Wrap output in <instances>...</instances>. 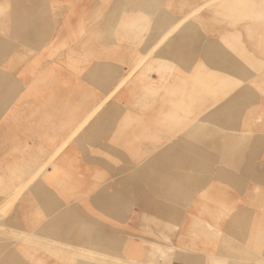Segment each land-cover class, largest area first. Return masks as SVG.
I'll return each mask as SVG.
<instances>
[{
	"label": "crops",
	"instance_id": "0c3cea01",
	"mask_svg": "<svg viewBox=\"0 0 264 264\" xmlns=\"http://www.w3.org/2000/svg\"><path fill=\"white\" fill-rule=\"evenodd\" d=\"M261 1L247 0L250 7ZM166 3L163 0V8ZM1 4L3 12L10 4V22L18 20L13 31L18 40L36 44L29 54L34 65L19 66L18 112L4 111L0 118L3 158L8 152L17 159L14 189L18 184L22 188L0 219V264H118L128 257L147 264L136 259L143 254L141 248L153 258L157 244L165 247L177 236L178 246L190 251L172 264H204L203 242L209 240L217 253L227 250L228 264H253L249 259L256 254L248 256L246 250H258L259 258H264V171L258 169L264 164V152L253 166L258 176L215 182L232 186L224 188L221 200L215 197L220 189L214 192V176L195 177V182L187 178L188 172L195 176L202 169V146L185 142L178 130L171 129L172 121L203 120L201 112L186 116L166 111L164 96L165 88L171 87L167 81L171 69L184 74L178 86L191 75L186 63L193 51L186 41L201 36L187 38L176 28L165 37L170 44L161 48L166 40L161 32L142 43L144 34L131 32L132 27L116 32L113 26L118 22L112 23L116 10L120 15L134 14L130 18L137 20L139 8H154V0L146 5L139 0H2ZM181 16L175 15L164 29ZM188 19L177 25L196 24ZM59 41L61 46L55 44ZM194 45L197 54L202 44ZM145 53V63L116 88ZM198 62L196 57V76L202 72ZM144 104L145 109L140 108ZM203 185L211 186L206 210ZM178 186L183 187L176 191ZM142 212L162 224L144 226ZM202 220L206 227L198 225ZM172 227L178 229L174 235ZM231 250H243L244 255Z\"/></svg>",
	"mask_w": 264,
	"mask_h": 264
},
{
	"label": "rangeland",
	"instance_id": "374dc122",
	"mask_svg": "<svg viewBox=\"0 0 264 264\" xmlns=\"http://www.w3.org/2000/svg\"><path fill=\"white\" fill-rule=\"evenodd\" d=\"M197 1L201 4L195 0H166L167 7L163 8V0H154V8H139L137 20L130 18L132 15L134 17V14L120 15L117 12L121 10H116L114 18L118 16L112 23L118 22V25L113 26L116 32H127V27L128 29L132 27L131 32H137L140 36L144 34L139 41L142 43L146 39H152L153 35L157 36L169 21H173L175 15H183L192 10L196 4L201 5L199 13L192 17L196 24L179 25L178 30L176 29V33H184L187 38L192 36L191 39H193L196 33L201 36L196 41H186L188 50L193 51L192 55L188 52L186 63V67L192 70V73L187 74L188 78H182L184 81L178 86L184 74L172 72L174 69H171L167 74V81L171 82V87L165 88L164 96L167 97L165 99L166 111L170 109L171 113L177 112L182 115L186 114V116L200 112L204 114L203 120L200 121H172L170 122L171 129L178 130L177 134L185 142L195 146L201 145L203 148V152L200 153L201 171L196 172L195 176H193L194 173L188 172L187 178L190 177L189 180L193 178L195 182V177L205 180L206 177L214 176V192L220 189L215 197L223 200L221 196L223 190L232 186L215 184V182H219V178L225 180V177L258 176L259 173L253 166L259 159V155L261 156L264 152V0L251 7L247 0L243 2L229 0L224 7L220 0ZM1 3L2 0H0ZM139 4L146 5L147 0H139ZM9 5L4 12L3 9L0 11V118L4 111L18 112L19 66L20 64L34 65L33 57L29 54H32L31 50H34L36 44L35 41L30 40L19 41V35L13 34V31L18 29L19 23L18 20H15L14 24L13 21L10 22L11 7ZM136 22H138L137 26ZM165 39L162 43L165 44L161 48L170 44V38ZM195 42L197 45L202 44V50L197 51V54L194 51ZM62 43L59 41L55 44L61 46ZM196 57L199 59L197 65H202V72H198L197 76L194 74ZM145 98L146 96L143 97ZM144 107L145 104L140 106V108ZM2 123L0 119V128H2ZM2 140L0 137V175L3 177L0 181V203L3 197H7L12 192L18 179L17 159L14 161L10 158L8 152L3 158ZM212 146L214 149L211 148ZM14 155L17 156L11 153L12 157ZM258 169L264 171V164H258ZM187 171H189V166ZM180 186L175 190L179 191L183 187ZM192 187L194 188L195 185ZM210 189V185H203L204 210L208 208L207 202L211 200L208 196ZM175 204L177 206V202ZM176 211L178 212V208ZM154 219L156 221L152 217L148 220L146 213L142 212L144 226L159 227L162 224L157 218ZM205 224L207 221L202 220L198 225L206 227ZM172 230L174 231L171 235H174L178 229L174 227ZM208 233H212L210 229ZM160 238H164L162 233ZM222 238L220 243L224 244L225 241ZM178 243L180 242L177 236L175 240L172 238L171 241L168 240L165 247L162 243L157 244L153 258L145 254V247L140 249L143 254L140 253L136 257L137 254L135 257L140 262L146 261L147 264H172L173 260H175L173 262L180 261V256L183 255L184 258V253L190 251L188 247L181 249ZM203 243L202 260L204 264L230 263L227 250H219L217 253V249L214 250L210 240ZM50 246L49 244L48 247ZM190 247L194 248V245ZM231 252H239L240 257L244 255L243 250H231ZM245 253L248 256L256 254L254 258L249 259L254 262L253 264H264V258H259L258 250H246ZM51 254L48 253V255ZM59 260L65 262L66 259ZM128 260L130 262L127 258L120 260L118 264L145 263H138L134 257H128Z\"/></svg>",
	"mask_w": 264,
	"mask_h": 264
},
{
	"label": "bare ground",
	"instance_id": "6f19581e",
	"mask_svg": "<svg viewBox=\"0 0 264 264\" xmlns=\"http://www.w3.org/2000/svg\"><path fill=\"white\" fill-rule=\"evenodd\" d=\"M208 1H210V0H208ZM207 1V2H208ZM240 2H243V0H239ZM220 2H222L223 3V7L225 6V5H227L228 4V0H220ZM231 2H232V0H231ZM2 9H3V7H2V5L0 4V11H2ZM200 9H201V5H196L192 10H190V11H188L187 13H184L182 16H181V18L178 20L177 19V21L175 22V23H173V24H171L170 26H168L166 29H162V31H161V39L162 38H165L167 35H169V34H171V33H173L175 30H176V28H177V26H179V25H177L179 22H183L184 20H186V19H188L189 17H193V16H196V14H198L199 13V11H200ZM189 20V19H188ZM184 28V27H183ZM182 28V29H183ZM157 30V29H156ZM152 33H154V32H152ZM158 42V41H157ZM156 45V44H155ZM155 45H152V47H151V49L153 50L154 48L153 47H155ZM150 49V48H149ZM146 52H148V51H146ZM149 52H152V51H150L149 50ZM149 54V53H148ZM147 60V54L145 53L144 55H142L141 57H139V59L134 63V65L133 66H131V68L126 72V74L125 75H123V77L119 80V82L118 83H116V88L117 87H120V85L123 83V82H125L126 80H128V78L133 74V71L135 70V69H137V67L138 66H140L141 64H144L145 63V61ZM36 63V62H35ZM161 63H162V61H158V65L159 66H161ZM46 64V63H45ZM114 88V87H113ZM115 88V89H116ZM150 88V87H149ZM115 89H113L112 91H115ZM111 90V89H110ZM118 90V89H117ZM109 92V91H108ZM104 98H102L101 100H103ZM106 101V100H105ZM101 102V101H100ZM96 106V105H95ZM99 107H100V105H99ZM94 108V107H93ZM89 112V111H88ZM172 111L170 110V113H171ZM89 114V113H88ZM87 114V115H88ZM87 118V117H86ZM83 120V119H82ZM84 120H86V119H84ZM81 121V120H80ZM80 121H79V123H80ZM82 122V121H81ZM213 125V124H212ZM248 133V132H247ZM76 134V133H75ZM63 141V140H62ZM173 141V140H172ZM41 168V167H40ZM40 168L38 169V171L40 170ZM198 174V173H197ZM38 177V176H37ZM28 178V177H27ZM36 178V176L34 177V179ZM2 179H3V177L0 175V181H2ZM25 181V180H24ZM32 181H34V180H32ZM21 184V183H20ZM26 187V186H25ZM43 188V187H42ZM22 188L20 187L19 188V184H18V186L15 188V189H13L12 190V192L9 194V196L3 201V202H1L0 203V219L2 218V216L3 215H5L6 213V210L10 207V205L12 204V202L15 200V198H17V196L19 195V193H20V190H21ZM24 190V189H23ZM44 197V196H43ZM0 225H2V222H0ZM93 225V224H92ZM7 231H9V230H7ZM9 234H10V232H9ZM26 234H29V233H26ZM21 235H23V234H21ZM25 235V234H24ZM35 235V234H34ZM26 236V235H25ZM48 239V238H47ZM50 240V239H49ZM156 242V241H155ZM154 243V242H153ZM159 243V242H158ZM171 245V244H170ZM169 246V245H168ZM167 246V247H168ZM80 248H81V246H80ZM174 248V247H173ZM170 249H172V248H170ZM176 249V248H175ZM90 250H92V249H90ZM177 250H179V249H177ZM181 250V249H180ZM86 251V250H85ZM182 251V250H181ZM180 251V252H181ZM171 252V251H170ZM178 252V251H177ZM85 253V252H84ZM102 253V252H101ZM166 253V252H165ZM79 254L81 255V256H83V249H80L79 250ZM87 254H90V255H93L92 254V252H90V253H87ZM96 254V253H95ZM176 254V253H175ZM76 255V254H75ZM89 255V256H90ZM99 255H100V253H99ZM102 255V254H101ZM172 255H173V253H172ZM96 256V255H95ZM106 256V255H105ZM105 256H104V258H105ZM88 257V256H87ZM93 257V256H92ZM104 258H101V259H104ZM173 258V257H172ZM95 259V258H94ZM161 259V258H160ZM96 260H98V259H96ZM100 260V259H99ZM105 260V259H104ZM111 260V259H110ZM112 260H113V258H112ZM170 260H171V258H170ZM127 261L128 262H130V260H128V258H127ZM133 262V261H132ZM111 264H114V262H110ZM124 263V262H123ZM129 264V263H128Z\"/></svg>",
	"mask_w": 264,
	"mask_h": 264
}]
</instances>
